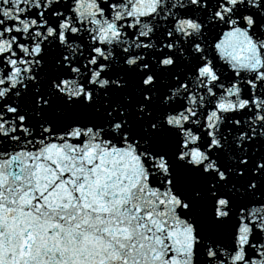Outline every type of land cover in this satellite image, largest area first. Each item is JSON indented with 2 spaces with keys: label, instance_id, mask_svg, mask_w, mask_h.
Returning a JSON list of instances; mask_svg holds the SVG:
<instances>
[{
  "label": "snow or ice",
  "instance_id": "snow-or-ice-1",
  "mask_svg": "<svg viewBox=\"0 0 264 264\" xmlns=\"http://www.w3.org/2000/svg\"><path fill=\"white\" fill-rule=\"evenodd\" d=\"M0 264H264V0H0Z\"/></svg>",
  "mask_w": 264,
  "mask_h": 264
}]
</instances>
